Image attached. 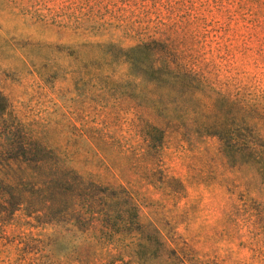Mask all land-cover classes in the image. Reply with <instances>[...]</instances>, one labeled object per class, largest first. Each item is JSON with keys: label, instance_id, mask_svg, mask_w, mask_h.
<instances>
[{"label": "rangeland", "instance_id": "1", "mask_svg": "<svg viewBox=\"0 0 264 264\" xmlns=\"http://www.w3.org/2000/svg\"><path fill=\"white\" fill-rule=\"evenodd\" d=\"M151 40L256 104L264 147V0H0V264H264V166L148 106Z\"/></svg>", "mask_w": 264, "mask_h": 264}, {"label": "trees", "instance_id": "2", "mask_svg": "<svg viewBox=\"0 0 264 264\" xmlns=\"http://www.w3.org/2000/svg\"><path fill=\"white\" fill-rule=\"evenodd\" d=\"M159 43L151 40L129 48L137 49L143 54L138 59L129 58V64L139 80L152 87L147 97L148 106L161 111L159 109L166 101L173 105L174 111L181 117L187 115L193 120L198 118L194 121L199 131L212 133L219 138L222 151L229 162L250 163L263 170L264 147L261 133L255 128L247 134L239 133L240 129L244 131L241 126H263V122L258 120L262 119L258 106H250L242 99L232 98L228 93L218 90L203 72L183 62L179 55L176 56L169 49H166L167 54L163 57L156 55ZM5 109V97L0 92V112ZM142 131L146 141L145 151L150 154L159 152L163 145V130L145 123ZM109 194L132 199L123 187H107L104 195Z\"/></svg>", "mask_w": 264, "mask_h": 264}]
</instances>
